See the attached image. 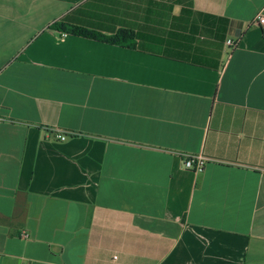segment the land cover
Returning <instances> with one entry per match:
<instances>
[{
  "label": "crops",
  "instance_id": "crops-1",
  "mask_svg": "<svg viewBox=\"0 0 264 264\" xmlns=\"http://www.w3.org/2000/svg\"><path fill=\"white\" fill-rule=\"evenodd\" d=\"M258 13L264 0H0V264H264Z\"/></svg>",
  "mask_w": 264,
  "mask_h": 264
},
{
  "label": "trees",
  "instance_id": "trees-1",
  "mask_svg": "<svg viewBox=\"0 0 264 264\" xmlns=\"http://www.w3.org/2000/svg\"><path fill=\"white\" fill-rule=\"evenodd\" d=\"M55 26L60 31H64V32L70 31L71 33L76 35L93 38L95 40H100L111 44H123L127 41L129 42L132 40V32L125 29H120L119 31L113 34L105 35L84 27H78V26L69 27L64 22H57Z\"/></svg>",
  "mask_w": 264,
  "mask_h": 264
},
{
  "label": "built area",
  "instance_id": "built-area-1",
  "mask_svg": "<svg viewBox=\"0 0 264 264\" xmlns=\"http://www.w3.org/2000/svg\"><path fill=\"white\" fill-rule=\"evenodd\" d=\"M253 20L256 23L264 24V16L261 13H258ZM227 43L232 45L231 41H227ZM0 120H3V117L0 116ZM56 136L61 141L67 138L65 133H57ZM206 160L207 157L202 155H184L181 161L185 169L193 172H201Z\"/></svg>",
  "mask_w": 264,
  "mask_h": 264
}]
</instances>
